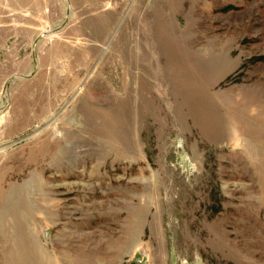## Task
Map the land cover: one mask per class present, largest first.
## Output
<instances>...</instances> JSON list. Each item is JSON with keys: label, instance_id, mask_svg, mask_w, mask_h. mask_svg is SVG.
Returning a JSON list of instances; mask_svg holds the SVG:
<instances>
[{"label": "rangeland", "instance_id": "374dc122", "mask_svg": "<svg viewBox=\"0 0 264 264\" xmlns=\"http://www.w3.org/2000/svg\"><path fill=\"white\" fill-rule=\"evenodd\" d=\"M0 264H264V0H0Z\"/></svg>", "mask_w": 264, "mask_h": 264}]
</instances>
